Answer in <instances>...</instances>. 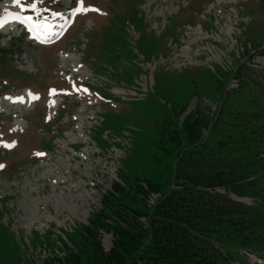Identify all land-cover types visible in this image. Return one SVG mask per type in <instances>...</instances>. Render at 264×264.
Returning <instances> with one entry per match:
<instances>
[{
	"label": "rangeland",
	"instance_id": "1",
	"mask_svg": "<svg viewBox=\"0 0 264 264\" xmlns=\"http://www.w3.org/2000/svg\"><path fill=\"white\" fill-rule=\"evenodd\" d=\"M49 1L43 44L33 8L0 0V44L28 74L0 76V264L62 255L60 238L88 223L120 175L171 179L176 154L158 145L156 124L181 105L180 122L264 106V86L244 85L246 67L264 78V0H83L88 11ZM15 11L25 21L9 19ZM100 238L108 250L112 234ZM255 249L242 259L264 264V242Z\"/></svg>",
	"mask_w": 264,
	"mask_h": 264
},
{
	"label": "trees",
	"instance_id": "2",
	"mask_svg": "<svg viewBox=\"0 0 264 264\" xmlns=\"http://www.w3.org/2000/svg\"><path fill=\"white\" fill-rule=\"evenodd\" d=\"M39 4L36 1L34 8L37 18L49 16ZM11 60L12 54L0 44V76H28ZM261 72L264 75V67ZM245 73L244 85L252 92L264 86L256 69L246 67ZM258 98H264V93ZM187 104L156 124L158 145L165 153L176 154L171 179L138 176L130 181L120 175L101 196L100 208L92 212L88 223L73 234L65 233L68 242L60 238L62 255L52 251L36 262L15 252L7 264L246 262L241 251L256 252L255 247L264 242V106L253 99L250 112H229L227 119L222 118L221 107L214 119L195 110L180 122ZM152 192L160 195L149 206L146 200ZM229 192L262 201L248 205ZM100 230L112 234L108 250Z\"/></svg>",
	"mask_w": 264,
	"mask_h": 264
},
{
	"label": "snow or ice",
	"instance_id": "3",
	"mask_svg": "<svg viewBox=\"0 0 264 264\" xmlns=\"http://www.w3.org/2000/svg\"><path fill=\"white\" fill-rule=\"evenodd\" d=\"M12 3L14 4H18L20 8H25V7H32V8H35L36 5L34 3L32 4H29V5H25V4H22L20 2V0H12ZM78 3L81 5L80 7L77 8V11H88L89 9L86 8V7H83V0H78ZM96 11H99V9H95ZM17 19H19V17H17ZM2 23H0V27H2ZM4 167V165L0 164V168Z\"/></svg>",
	"mask_w": 264,
	"mask_h": 264
},
{
	"label": "built area",
	"instance_id": "4",
	"mask_svg": "<svg viewBox=\"0 0 264 264\" xmlns=\"http://www.w3.org/2000/svg\"><path fill=\"white\" fill-rule=\"evenodd\" d=\"M156 199V195L152 194L151 196H149V202L153 203Z\"/></svg>",
	"mask_w": 264,
	"mask_h": 264
},
{
	"label": "bare ground",
	"instance_id": "5",
	"mask_svg": "<svg viewBox=\"0 0 264 264\" xmlns=\"http://www.w3.org/2000/svg\"><path fill=\"white\" fill-rule=\"evenodd\" d=\"M11 16H15V17H19V18H21V14L19 13V12H13L11 15H10V17Z\"/></svg>",
	"mask_w": 264,
	"mask_h": 264
}]
</instances>
